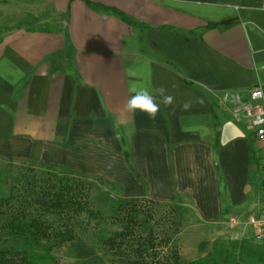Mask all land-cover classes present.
<instances>
[{
    "label": "crops",
    "instance_id": "obj_1",
    "mask_svg": "<svg viewBox=\"0 0 264 264\" xmlns=\"http://www.w3.org/2000/svg\"><path fill=\"white\" fill-rule=\"evenodd\" d=\"M0 19L19 22L0 32L1 163L101 179L211 241L252 239L264 147L234 110L264 94V0H0ZM133 85L174 103L129 113Z\"/></svg>",
    "mask_w": 264,
    "mask_h": 264
},
{
    "label": "trees",
    "instance_id": "obj_2",
    "mask_svg": "<svg viewBox=\"0 0 264 264\" xmlns=\"http://www.w3.org/2000/svg\"><path fill=\"white\" fill-rule=\"evenodd\" d=\"M112 12L131 24L122 13ZM16 168L9 195L0 198V264H55L52 251L64 244L75 264H264V242L253 237L238 240L234 247L219 240L201 241V255L186 261L177 246L180 219L175 212L169 221L153 209L159 204L134 198L107 219L90 206L88 178L43 164L21 163ZM81 215L109 221L117 229L98 237L95 248L76 236L72 224ZM51 217L59 226L48 221ZM163 223L171 225L163 228Z\"/></svg>",
    "mask_w": 264,
    "mask_h": 264
},
{
    "label": "rangeland",
    "instance_id": "obj_3",
    "mask_svg": "<svg viewBox=\"0 0 264 264\" xmlns=\"http://www.w3.org/2000/svg\"><path fill=\"white\" fill-rule=\"evenodd\" d=\"M17 23H19L17 20L10 19L4 21L0 19V32L13 26H17ZM13 165L14 166L0 162V198L7 197L9 195V184L18 171L16 167L19 163H15ZM87 184L89 186L88 201L91 208L94 211L101 213L105 218L109 219V216L113 215L112 213H119L120 208L124 207L126 201H119L117 198V191L109 184L103 182V180L88 178ZM153 209L159 217L165 215L168 219L170 214H174V212L179 217L180 226L177 230L176 239L178 240L177 246L179 248V253L184 260L191 261L201 255L197 250L199 242H212L208 235L209 231L199 228L197 226L198 223L195 221L193 216H189L187 218L180 217L177 210L175 211V208L171 206L157 205L153 207ZM232 217L236 219L237 215L235 216L232 214ZM168 220L170 221V219ZM48 221L52 225L54 224V226H59V221L54 217L49 218ZM107 222L90 220L85 215H81L80 217L74 219L72 225H74L77 237L82 238L88 244L97 248L98 237H102L117 229ZM163 224V228L171 225L168 223ZM219 241L223 242L228 247H234V245L236 246L238 244L236 243L238 240L223 239ZM52 254L56 258L55 264H75L68 244H64L63 246L54 249Z\"/></svg>",
    "mask_w": 264,
    "mask_h": 264
},
{
    "label": "built area",
    "instance_id": "obj_4",
    "mask_svg": "<svg viewBox=\"0 0 264 264\" xmlns=\"http://www.w3.org/2000/svg\"><path fill=\"white\" fill-rule=\"evenodd\" d=\"M262 98L264 94L258 88L253 89L248 101L236 100L234 114L235 116L243 114L254 130L255 140L264 147V106L258 103ZM227 224L233 227L237 220L229 216ZM245 224L251 229L255 241L264 242V195L257 199L254 211L247 216Z\"/></svg>",
    "mask_w": 264,
    "mask_h": 264
},
{
    "label": "clouds",
    "instance_id": "obj_5",
    "mask_svg": "<svg viewBox=\"0 0 264 264\" xmlns=\"http://www.w3.org/2000/svg\"><path fill=\"white\" fill-rule=\"evenodd\" d=\"M129 98L124 104V110L129 113L142 112L145 113L149 119L154 120L160 112L161 104L165 108L170 107L175 98L167 93L164 87L153 88L151 86L137 87L135 85L129 87ZM187 109L190 107V102H185L182 105Z\"/></svg>",
    "mask_w": 264,
    "mask_h": 264
}]
</instances>
